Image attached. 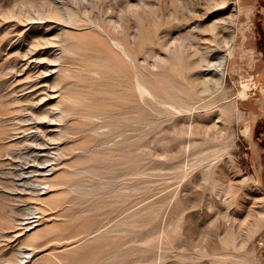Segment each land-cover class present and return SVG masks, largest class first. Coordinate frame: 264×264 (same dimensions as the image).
I'll use <instances>...</instances> for the list:
<instances>
[{"label": "rangeland", "instance_id": "obj_1", "mask_svg": "<svg viewBox=\"0 0 264 264\" xmlns=\"http://www.w3.org/2000/svg\"><path fill=\"white\" fill-rule=\"evenodd\" d=\"M0 264H264V0H0Z\"/></svg>", "mask_w": 264, "mask_h": 264}, {"label": "bare ground", "instance_id": "obj_2", "mask_svg": "<svg viewBox=\"0 0 264 264\" xmlns=\"http://www.w3.org/2000/svg\"><path fill=\"white\" fill-rule=\"evenodd\" d=\"M221 69H222V68H221ZM38 122H39V121H38ZM31 127H32V126H31ZM54 148H55V147H54ZM49 149H50V148H49ZM46 151H47V150H46ZM40 153H41V152H40ZM40 153H39V154H40ZM46 155H47V154H46ZM35 221H36V220H35ZM24 223H25V222H24ZM26 224H27V223H26Z\"/></svg>", "mask_w": 264, "mask_h": 264}]
</instances>
